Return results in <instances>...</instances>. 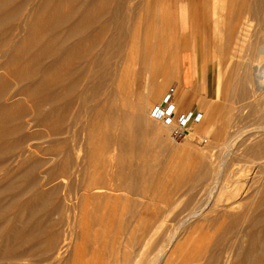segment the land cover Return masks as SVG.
Here are the masks:
<instances>
[{
  "label": "rangeland",
  "instance_id": "1",
  "mask_svg": "<svg viewBox=\"0 0 264 264\" xmlns=\"http://www.w3.org/2000/svg\"><path fill=\"white\" fill-rule=\"evenodd\" d=\"M212 1L213 0H205L204 5V0H191V6H188L186 10H183V8L181 9L183 17L182 23H186L185 25L188 32L185 41L190 44V47L188 46L187 48H194L196 58L192 59L189 51H187L185 57L181 58L177 56L175 60L173 57H170L168 52L170 49L167 47L168 44L166 39L170 32L168 23L166 22V14L171 0H132V23L135 28H140V44L138 46L139 48L134 47L129 49L128 52L136 50L138 53L140 51V54H142L146 45L151 54L152 48L155 49V54L158 53L160 56H158L159 59H156L155 62V73L152 77L150 88L154 92V88L158 89L159 84L163 83L164 86L160 88L161 90L158 91L155 99L150 98V100L146 99L144 101L142 94L145 91L144 85L146 84L143 80L146 72L141 62L140 65L137 66L139 67V83L135 94L132 97H129V95H121L120 98L119 96H114L110 100L111 102L109 101L110 103L105 105V107L107 106V111L104 108L102 109V113L105 112V116L102 114V117L106 118V113H111L117 108L125 107L129 110L130 102L139 103L142 101L144 107L148 110L145 109L146 112L141 118L135 119L133 124H129L133 131L137 130L138 133L136 134H141H139L141 138L140 142L146 140V143L140 144L138 141L136 145L139 147L140 145H143V147L148 146V148L151 149H147L149 153L147 155L146 150L143 151L144 149H142V146V148H140L143 152L140 151L139 147L136 148L137 146L135 145V148L139 149L137 150L138 153L135 152L137 156L139 154L138 157L133 152H130L132 155L130 153H125L128 162L131 161V165L134 167L139 165V171L137 173L139 175L137 176L140 177L135 192L122 189L117 193H111L110 195L98 199L88 197L86 201H84L82 198L83 191L78 187L79 182L78 180L77 183L75 181V179H78L77 176L73 181L71 178L68 179H71L72 182V189L70 188L72 192L70 197L66 199L67 196L65 195L66 192L64 187L67 183H70V181L68 182L65 177L63 178L62 166L63 164L65 165L68 162H72L73 170L75 169L74 171L83 170L81 167L85 168L87 165L84 163L86 160L84 157L87 148L85 144V141H87L85 135H82L83 132L81 134L80 132L77 133V148L81 150L83 148L84 151L82 152L79 150L77 152L74 151L77 150V148L72 149V146H70L71 148L68 147L72 145V132L68 134L71 138L68 135H65L66 137H50L47 136L42 129L26 127V132L33 133V131L35 132L38 130V132L44 133L40 139L30 143L33 146L37 145L34 147L46 149V147L49 148L51 146L58 149L61 148V151L64 153L61 154L60 157H54L44 154L43 152H37L36 148L34 149L33 146L32 149L24 146L26 149L25 155H23L25 159L23 156V160L22 158L13 156L6 161L7 165H9L7 166L10 170L9 174L15 175L14 178L16 179L12 178L13 180H18L20 179V175L15 174L16 171L20 170L21 167L24 168L28 165L35 164V166H37L35 168L36 176L37 178L39 177V184L42 183L43 186L40 184V187H34L31 190L32 192L30 191L23 196L22 201L28 199L34 193V189H39V192L43 191L44 193H49L54 189L58 191L59 189L57 192L58 194L56 193L54 196H50L51 198L49 197V200L47 199L48 202L45 204V212L43 210L45 215L43 216L45 217L50 214L53 220L58 221L60 217L55 211L56 207L57 205H60V207L61 205L64 206L60 208V213H63L62 215L60 214L62 217L61 223H59L58 226H53V228L50 226L56 234H58V232L60 233L58 234L59 240L52 243L48 240L49 236H46L45 239L41 240L42 242L39 244L40 250L38 246L39 251L34 258H30V261L26 260L16 262L15 264H124V259L127 257L130 261L133 259L135 264H205L209 255L208 253H204L203 256L202 253L204 250L202 249H205L206 246L208 249L214 246L216 238L219 236L218 234L225 228L229 219L226 224H222V228L211 227V230L206 227L208 220L214 219L216 216L219 217V213L223 212L225 209L227 214L232 218L235 215H240V212L243 214V212H254V210H256L261 195L260 193L259 196L257 195L259 192L258 190L254 192L253 184V187L242 197L227 201L224 196L228 194L227 192L222 194L221 181L226 175L235 172L234 168L237 167L240 170V176L246 181L260 182L262 184L261 187L264 183V175H262L264 174V82H262V75L264 74V21L261 19V13L258 12V8L261 5L260 3L264 4V0H260L261 2L259 0H253L255 2L257 1L256 3L252 0H246V12H243L246 16L241 13V17L244 16L247 18L246 20L244 19L246 21H244V27L247 30L244 29L247 33L244 30L245 36H243L242 42L237 46L236 49L238 50L235 52H233L232 49L226 48L227 43L224 37H226L229 29L234 28L236 21L233 20V22L230 23V27L227 28L221 21H216V19L212 17V10L210 11ZM248 1L250 2L249 4H251V6H249L250 8L248 7L249 4H247ZM111 3L112 2H110V4ZM113 3L112 5L109 4V6H113ZM252 3L255 5L252 6ZM61 5V10L63 12H68L70 10L69 2H63ZM255 6H257V8H255ZM30 8L28 6V9ZM247 8L249 9L247 10ZM205 11L208 12L206 13ZM193 12L195 21L194 25L190 26L189 22L191 21L190 18ZM210 12L211 16L209 15ZM250 12L254 13L251 15ZM203 13L207 15L205 19H207L206 22H208L205 23L209 25L206 35L202 34L200 27V25L204 23V20L201 18L202 15H204ZM8 14L9 12L7 15ZM28 15L27 13L24 14L22 16V21L25 20L23 19L24 17L30 20ZM256 15H260V17ZM255 17L259 21H256ZM158 22L159 25H161V30ZM22 23H26V20ZM205 23L203 25H205ZM217 23H219V25ZM26 30L27 27L24 25L23 30L19 33L18 40L25 35ZM213 31L217 34H219V32L222 33L224 40H222L221 43L213 42L211 35ZM155 34H157V37ZM212 47L213 49H211ZM240 47L244 50H241ZM220 48L223 54H221V56L218 55ZM232 53L233 56L231 55ZM151 54L148 55L151 57ZM259 81H261V83ZM15 88L16 87H14L13 90ZM169 90H174L173 105L177 106L178 113L191 110L202 114V120L191 126L194 134L193 136H188L187 133V136L184 138H174L170 128L151 118L153 108L158 105L157 102L159 103L165 94L167 95ZM184 93H188L190 96L187 98L190 102L185 106L180 104L181 95ZM144 94L146 93L144 92ZM69 96L70 97L67 99L72 103V94ZM70 102L68 101V103ZM111 103L113 106L110 107H113L114 110L111 108V112H109V104L111 105ZM59 104L61 106L62 102H59ZM64 113V124H72V106L68 108L67 111L65 110ZM109 116H111V114ZM109 116L107 118H109ZM92 118L94 119L93 116ZM106 119H103L104 121L101 120L98 124L100 126L97 124L94 126L95 128L100 127L101 129H93H95V131L103 130L102 133L105 131L106 134L108 133L106 130H111V132L108 133L109 136H113L111 137L113 139L118 138L121 133V130H119L121 127L115 130L114 122L111 121V123L109 119L108 121H106ZM89 120L91 121V119ZM95 131L94 142H96L99 137L98 135L96 136L97 132L95 133ZM224 131L226 134H223ZM136 134L134 135L137 138ZM142 135H145V137ZM159 136L160 138H158ZM63 138H67L64 140L65 143L63 142ZM143 138H145V140ZM153 138H157L159 142ZM57 139H59V141ZM52 140L57 141L51 143ZM79 142L83 143V146ZM109 143L107 145H111L112 148L110 149V153L113 154L109 153L108 156L112 160L110 159V162L109 158H107V164L114 166L117 164V160L114 161V159H118V155L121 151L118 147L113 146V142ZM149 144L151 147H149ZM117 151L120 153L118 154ZM144 153L149 157L148 162L146 161L147 157H145ZM140 154H142V156H140ZM66 155H68L69 158H67ZM115 155L117 156L114 157ZM133 155L134 157H132ZM81 159L82 161L85 160L82 162ZM210 160L211 162H209ZM236 160L238 165L235 164ZM145 161L148 165L147 169L143 166L146 163ZM75 162L81 166L75 168L78 165ZM209 163H213V167L216 164V168H213ZM250 163H252L253 166ZM209 167L211 170H216L215 173L213 170L210 173ZM218 171L220 173H218ZM2 174L4 173H0V182L8 181ZM75 174L77 175L78 173ZM75 174L74 177H76ZM212 174H214V176ZM222 175L225 176L222 177ZM213 179H215L214 181H216V183L212 181ZM41 186L42 189H40ZM219 192L224 195L222 198ZM254 194L255 196L252 198ZM256 196H258V201H254L257 200ZM250 197L252 198V202L249 204L251 201ZM245 198L247 199L246 201ZM248 199L250 200L248 201ZM243 200L247 203L244 204L245 202ZM241 201H243L244 206ZM56 202H58V204ZM54 204H56V207ZM63 208L65 209L64 211ZM246 209L248 211H245ZM19 211L22 218H26L29 215L27 208L21 207ZM47 212L50 213L47 214ZM53 215L56 216L54 217ZM202 228H204V230ZM159 241L160 243H158ZM236 241H241V244L244 246L247 244L246 238L241 240L235 239V246L237 244ZM237 245L239 246L240 243ZM238 246H236L235 249L237 252L235 251L230 257V261L232 259L231 262L233 263L228 264H237L239 259ZM147 253L150 255L148 256Z\"/></svg>",
  "mask_w": 264,
  "mask_h": 264
},
{
  "label": "bare ground",
  "instance_id": "2",
  "mask_svg": "<svg viewBox=\"0 0 264 264\" xmlns=\"http://www.w3.org/2000/svg\"><path fill=\"white\" fill-rule=\"evenodd\" d=\"M63 2L70 3V10L68 12H63L61 10V3ZM110 2H114L113 6H109ZM112 3L110 5H112ZM245 3L246 0H213L211 4L210 11L212 10V17H214L216 21H221L224 23L226 28L230 27V23H232L233 20L236 21L234 28L229 29V31L227 29L228 33L226 34V37H224L227 43L226 48L230 50L232 49L233 52L238 50L236 48L240 45V42H242L241 40L243 36H245L244 30L246 28L244 27V24L247 18L244 16V18L241 17V13L246 12ZM249 3L250 2L248 1L247 4ZM203 4L205 5V0ZM260 4L261 5L258 8V12L261 13V19L264 21V4ZM253 5L255 4L252 3V6ZM28 6L29 8L31 6V8L28 9ZM188 6H191V0H171L166 14V22L168 23L170 30L168 38L166 37L168 44L167 47L170 49L168 50L170 57H173L174 59L177 58V56L181 58L185 57L187 51H189L192 59L196 58V52H194V48H187L190 45L185 41L186 34L188 32L185 25L186 23H182L183 17L181 14V9L183 8V10H186ZM249 6H251V4H249L248 7ZM249 8H247V10ZM255 8H257V6H255ZM132 9V0H0V173L3 172L4 174L2 175H4V178H7L8 181L10 178L9 182H0V264H15L16 262L26 261L32 257L34 258V256H36L37 252L40 250L39 244L42 242L41 240L45 239L46 236H49V239H47L52 243H55L59 240L58 234L60 233L58 232V234H56L52 228L53 226H58L59 223H61V215L63 213H60V208L64 205H61V207L60 205H57L56 207V204H54L56 207L55 211L60 217L58 221L52 219L51 215L48 214L50 212H47L48 215L45 217L43 216L45 215L43 210L46 207L45 204L49 200L48 198L50 196H54L59 191V189L58 191L54 189L49 193H44L43 191L39 192V189H34V193L28 199H24L25 201H22L23 196L26 193L28 194V192H30L34 187H40V184L42 185V183L39 184V177L37 178L35 173V168L37 166H35V164H31L30 166L28 165L24 168L21 167L20 170L16 171L15 173L20 175V179L13 180L16 179L14 178L15 175L9 174L10 170L9 167H7L9 165L6 163V161H8L13 156L22 158L26 152L24 146L32 149L33 145L30 143L34 140L40 139L44 133L50 137H63L72 132V138L70 135H68L72 139V145H67L69 148L72 146V149H76L78 146V132H80V134L83 132L82 135L84 134L87 140L85 141L87 148L84 157L86 162L83 160L85 165L87 164L85 168L81 167L83 170L74 171L75 169L73 170L72 162H68L62 166L63 178L65 177L68 182L70 181V183H67V185L64 187L66 192L65 195L67 196H65L66 199L70 197L72 192L71 179L73 181V179L77 178V176L78 179H75V181L76 183L77 180L79 182L78 187L83 191L82 198L84 201H86L88 197L98 199L103 196L110 195L111 193H117L122 189H127L131 192H135L137 190V182H139L138 180L140 177L137 176L139 175L137 174L139 171V165H136L137 167L131 165V161L129 159L130 162H128L125 153L133 152L135 154L137 150L140 149L141 151L144 149L143 151L146 150L147 155L149 154L147 152V149H150L148 146L144 145L145 147H143V145H140V147H143H141V149L136 145L138 141L140 142V133L136 134L138 133L137 130L133 131L132 127H130V125L134 123L135 119L137 120L138 118H141L146 112L144 103L142 101L139 103L130 102L129 110H127L125 107L114 110L113 107H110L113 106L111 103V105L109 104L110 109L108 110L111 112L110 110L113 108L112 110L114 111L111 113H106V118L110 114L111 116H109L107 119L102 117L103 115L105 116V112L103 110L104 113H102V109L107 108L105 105H108L114 96H119L120 98L121 95H129V97H132L135 94L139 83V67L137 66H139L141 62L146 72L143 80L146 84H143L145 86L144 92L146 94H144V92L142 94L144 101L146 99L150 100V98L155 99L158 91L161 90L160 88L164 86L163 83L159 84V88H154V92L150 88V83L155 73V62L156 59H159L158 56H160L158 53L155 54V49L152 48L151 54L149 53L148 46L146 45L143 53L141 52L142 54H140V51L138 53L136 50L128 52L129 49L138 47L140 44V28H135L132 23ZM8 12L10 15H7ZM26 13L27 15L29 14L28 16L30 17V20H27L24 17L23 19L26 20V23L23 24L22 22L25 20L22 21V16ZM250 13L252 15L254 12ZM209 15L211 16V12ZM205 16L207 17L206 14L202 15L201 17L204 20V23L207 20L205 19ZM257 17H260V15ZM190 19L191 21L189 24L190 26H193L195 21L194 12L191 14ZM255 19L256 21H259L256 17ZM206 23L205 25L200 23L201 31L204 35H206L208 32L207 28H209V25ZM217 24L219 25V23ZM24 25L27 27V30L25 35L18 40V36L20 35L19 33L23 30ZM159 26L161 30V25ZM155 35L157 37V34ZM211 35L214 43H221L222 40H224L223 35L220 32L217 34L215 31H213V34ZM211 49H213V47ZM148 54H151V57ZM221 54L222 51L220 48L218 55L221 56ZM231 55L233 56V53ZM262 77V82H264V74ZM259 82L261 83V81ZM14 87L16 88L13 90ZM71 94L72 103L69 99H67ZM165 96L166 94L159 103L157 102L158 105H162L164 103L163 100ZM188 97H190L188 93L182 94L180 98V104L185 106L187 103H189L190 101L187 99ZM68 101L71 104L68 103ZM59 102H62L61 106ZM172 104H174L173 101ZM71 106L72 124H64V111H67V109L71 108ZM174 108L175 112H178L177 106H174ZM102 118L106 119V121L109 119L110 122H114L115 130H118L121 127V129H119L121 130V133L118 138H114V140L111 138L113 136H109L108 133H110L111 130L108 131L105 129L106 132H108L107 134L105 131L102 133L103 130L95 131V129H99L100 127L95 128L94 126H96V124L98 125L101 120L104 121ZM89 119H91V121ZM27 126L28 128L42 129L44 133H40L38 130L35 132L33 131V133L26 132L25 129ZM93 130L95 133L97 132L96 136H99L96 142H94L95 140ZM224 133L226 134L225 131L223 134ZM134 134L137 135V138ZM193 135V130L190 127L188 136ZM142 136L145 137V135ZM158 138H160V136ZM65 139L63 138V142ZM143 139L145 140V138ZM153 139L157 140V138ZM57 140L59 141V139ZM57 140H52L51 143H54V141L56 142ZM145 141H141L143 143L140 142V144L146 143ZM109 142H113V146L118 147V149L121 151V153L119 152L120 154L117 151L119 154L118 159L113 158L114 161L117 160V164L114 166L107 164V158H109V160L111 159L108 156L111 152L110 149L112 148L111 145H107ZM157 142L159 141L157 140ZM83 143L80 144L82 145ZM135 147H139V149H136ZM149 147H151L150 144ZM35 148L37 152H43L44 154L52 155L54 157H60V155L64 153L61 151V148H59V150L58 148L51 146L49 148L46 147V149L44 148L45 150L42 149V147H34V149ZM79 150L84 152L83 148L82 150L77 148V150L74 151L78 152ZM146 153H144V155ZM135 155L137 156V154ZM147 155H145V157H147ZM66 156L69 158L68 155ZM116 156L117 155L114 157ZM140 156H142V154H140ZM24 157L25 156H23V158ZM132 157H134V155ZM148 158L149 157H147V159L145 158L147 162ZM211 160L209 162H211ZM147 162L145 163L146 166L143 165L145 169H147L148 166ZM235 164H237V160ZM250 164L252 165V163ZM211 165L213 167L214 164L212 163ZM79 166L81 165L78 164L75 168H79ZM216 166L217 165L215 164L214 167L216 168ZM208 169L210 170V173L212 170L214 171V169L211 170L210 167ZM234 169L235 172H232L233 174L230 171V175H222V177H225L221 181V191L222 194L227 192L228 195L224 196L219 192V194H221V198L224 196L225 200L227 201L234 198L237 199L238 197L245 195L253 186L254 192L258 190L259 192L257 195L259 196L260 193L261 198L258 201V196H256L257 200L254 201H258V205L256 204L257 207L254 212H243V214L240 212V215H235L232 218L227 214L225 209L223 212L219 213V217L216 216L214 219L208 220L206 227L210 229L211 227L222 228V224H226L227 220L229 219L226 226L224 225L225 228L222 230V232H220L221 234H218L219 236L216 238L214 246L210 247L209 249L207 246L205 249L203 248L202 250L205 252L203 251L202 255L204 253H208L209 255L205 264L233 263L231 262L232 259L230 261V257L233 253H235L236 246H238L237 244L240 243L241 246L239 245L237 247V250H239V259L237 264H264V183L261 187L262 184L260 182L246 181L240 176L239 168L235 167ZM75 173L78 174L76 175ZM218 173L220 172L218 171ZM74 174L76 177H74ZM212 175L214 176V174ZM69 178L71 179L68 180ZM47 180L49 181L50 179ZM214 180L215 179L212 181ZM214 182L216 183V181ZM42 186L40 189H42ZM253 196H255V194L252 195V198H254ZM252 198L249 204L252 202ZM246 200L247 199L245 198V201ZM249 200L250 199H248V201ZM243 201H241L242 204ZM56 203L58 204V202ZM246 203L247 202L244 204ZM21 207L27 208L29 211V215L26 218H22L19 214V209ZM64 210L65 209L63 208V211ZM245 211L248 210L246 209ZM53 216L55 217L56 215ZM50 226H52V228H50ZM202 229L204 230V228ZM243 238H246V246L241 244V241H236L237 244L235 246L234 240H241ZM158 243H160V241ZM149 255L150 254H148V256ZM133 262V259L130 261V259L127 257L124 259L123 263L135 264V262Z\"/></svg>",
  "mask_w": 264,
  "mask_h": 264
},
{
  "label": "built area",
  "instance_id": "3",
  "mask_svg": "<svg viewBox=\"0 0 264 264\" xmlns=\"http://www.w3.org/2000/svg\"><path fill=\"white\" fill-rule=\"evenodd\" d=\"M174 90H169L164 98L162 105H157L151 112V118L161 122L164 126L171 129L174 138H184L193 123H199L202 115L199 112L185 111L175 112L172 101L174 99Z\"/></svg>",
  "mask_w": 264,
  "mask_h": 264
}]
</instances>
